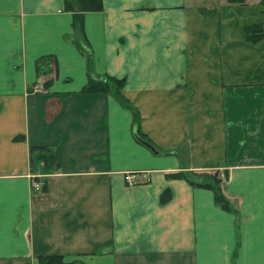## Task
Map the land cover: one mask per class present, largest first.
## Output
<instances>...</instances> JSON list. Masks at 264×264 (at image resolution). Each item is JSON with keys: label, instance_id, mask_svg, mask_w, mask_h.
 Wrapping results in <instances>:
<instances>
[{"label": "crops", "instance_id": "obj_1", "mask_svg": "<svg viewBox=\"0 0 264 264\" xmlns=\"http://www.w3.org/2000/svg\"><path fill=\"white\" fill-rule=\"evenodd\" d=\"M43 255L264 264V0H102L82 31L63 0H0V264Z\"/></svg>", "mask_w": 264, "mask_h": 264}, {"label": "trees", "instance_id": "obj_2", "mask_svg": "<svg viewBox=\"0 0 264 264\" xmlns=\"http://www.w3.org/2000/svg\"><path fill=\"white\" fill-rule=\"evenodd\" d=\"M230 4H242L244 0H227ZM64 10L70 12L72 15V27L74 30L78 29L82 31V18L83 15L87 12L100 11L102 9V0H63ZM262 24L257 23L253 25H249L244 28V39L245 41L256 44L258 43L263 34V28H261ZM75 45L80 50H83L86 54V65L87 69L92 65V55L90 50L83 45V42L80 40H75ZM108 80V79H107ZM109 82L113 83L117 90H120L122 86V82L116 79H109ZM99 87L102 90H107V83L101 81L91 80L88 85L85 87L86 90H95ZM36 160L38 162H43L44 165L50 166L52 164L51 155L46 152L45 148L38 147L36 148ZM184 177V176H183ZM188 181L193 186H200L206 189H209L213 192L214 202L219 205L221 208L225 210H229V204L226 198L222 195L220 189V181L214 175L207 174H194L191 173ZM172 194L171 191L166 188L159 195V203L166 204L171 200ZM38 264H75L68 263L63 260V258L59 255H43L38 257Z\"/></svg>", "mask_w": 264, "mask_h": 264}, {"label": "water", "instance_id": "obj_3", "mask_svg": "<svg viewBox=\"0 0 264 264\" xmlns=\"http://www.w3.org/2000/svg\"><path fill=\"white\" fill-rule=\"evenodd\" d=\"M96 80H105L104 78H101V77H98V76H95L94 77ZM134 137L136 138V140L138 141V142H140L142 145H144V146H146L149 150H151L152 151V153H156V150L154 149V147L151 145V144H149L148 142H146L145 140H143V139H141V138H139L136 134L134 135Z\"/></svg>", "mask_w": 264, "mask_h": 264}, {"label": "built area", "instance_id": "obj_4", "mask_svg": "<svg viewBox=\"0 0 264 264\" xmlns=\"http://www.w3.org/2000/svg\"><path fill=\"white\" fill-rule=\"evenodd\" d=\"M39 89V87H38ZM125 181L128 183V184H134L135 182L133 181V179L131 178L130 175H126L125 176ZM36 190L39 189L40 185L38 183H35L34 186H33Z\"/></svg>", "mask_w": 264, "mask_h": 264}]
</instances>
